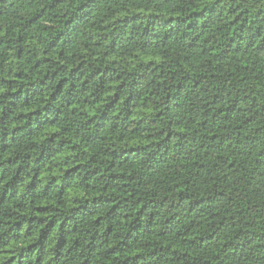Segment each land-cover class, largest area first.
<instances>
[{
    "label": "trees",
    "instance_id": "obj_1",
    "mask_svg": "<svg viewBox=\"0 0 264 264\" xmlns=\"http://www.w3.org/2000/svg\"><path fill=\"white\" fill-rule=\"evenodd\" d=\"M0 264H264V0H0Z\"/></svg>",
    "mask_w": 264,
    "mask_h": 264
}]
</instances>
